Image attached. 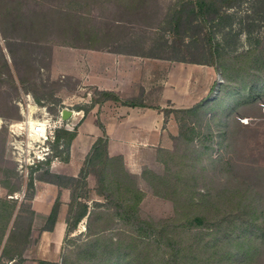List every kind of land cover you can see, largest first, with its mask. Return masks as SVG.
<instances>
[{"label": "rangeland", "instance_id": "374dc122", "mask_svg": "<svg viewBox=\"0 0 264 264\" xmlns=\"http://www.w3.org/2000/svg\"><path fill=\"white\" fill-rule=\"evenodd\" d=\"M70 1L74 4L67 5L69 0H0V22L10 37L4 39L0 33V47L11 64L15 80L13 84L5 73L4 81L0 86V132L4 128L7 129L6 154L15 165L24 191L29 179L17 170L9 144L12 139L11 125L23 121L25 116L37 110L38 116H42L45 112L55 115L64 107H68L70 111L76 110L77 102L85 103L79 98H86L90 94L91 102V98L94 97V90L85 88L86 90L82 91L77 79L66 76L67 53L77 52L78 49L83 48L154 53L174 58L178 65L193 64L195 61L208 62L210 59L209 45L206 42L208 30L197 28L201 24L195 23L193 17H188L192 21L191 26L194 27L190 30L184 13L180 20H176L177 12L183 7H186L185 10L190 9L189 1L195 0ZM260 1L242 0L233 4L241 6L232 9L231 12L236 11L238 18L245 21L241 25H249L252 30L250 33L241 32L238 51L219 54V62L225 61L230 64L234 75L233 81L239 84L244 81L242 80L244 74L252 73L245 85L250 86L255 80L257 87H260L259 81L264 75V0L262 4H258ZM207 2L210 3L211 0ZM12 14L15 15L14 20L20 19L21 25L17 24L19 22L11 24L13 18L9 22ZM249 16L250 21H248ZM179 23L181 27H178ZM12 25L16 29L12 28ZM241 25H236L235 29L241 31ZM198 39L199 44L196 42ZM256 47H258L256 53L248 54L250 49ZM10 51L15 55V60L12 59ZM258 58L261 59L259 62ZM212 67L216 86L213 96L216 97L220 93V86L227 83V80L221 71ZM199 68L197 66V69ZM163 78L166 79V74ZM203 79L204 77H197L198 83L195 87L198 101L209 93V83ZM24 81H26L25 85ZM27 95L32 96L34 100L32 104L27 100ZM244 95L248 98L247 102H243L244 106L239 107L238 114L233 116L228 125L229 135H226L228 147L225 157L231 162L232 175L237 179V183L233 182L234 185L239 190L240 187L243 190L245 187L244 192L247 194L249 191L250 199L258 205L257 211H262L261 209L264 210V96H249L248 93ZM29 104L32 107L27 110ZM167 106L170 107L171 104ZM167 111L172 110L167 109ZM81 121L82 119L78 120V118L73 121V131L77 130ZM197 143L201 147L202 142L197 139ZM170 149H174L173 141ZM218 155L219 153H215L214 157ZM145 169L165 176L164 165L160 162L150 163L144 168L142 175L137 176L140 189L145 193L139 206L140 217L160 225H168L166 223L168 221L169 232L183 231L187 252L193 251L194 254L200 251L198 245L201 246L202 240L209 239L211 232L189 230L184 227L186 224L180 225L181 220H177L178 224L173 223L179 218L177 213L184 210L183 207L176 206L175 202L179 199L185 201L193 197L201 198V193L203 196L206 195L205 184L202 183L199 192L190 189L187 192L182 186L178 194L168 193L166 197H161L155 195L143 179ZM209 172H211L210 168ZM212 176L211 179L210 174L207 179V186L210 189L218 187L226 178V173L222 168L220 175L214 172ZM96 187L97 181L92 190L89 186L80 188L79 197L91 202L94 196H99ZM1 194L5 196L6 191L1 190ZM14 197H19L22 201L24 193L16 194ZM100 201L105 203L106 199L102 197ZM91 204L92 217H86L77 230L67 236L63 252L65 260L64 263L62 260L61 264H116L124 260L128 261V264H177L176 254L182 252L184 246L173 243L161 244L158 240L140 237L131 228L123 225L112 229V216L105 208L96 207L94 201ZM192 209L188 208L187 211ZM193 245L195 247L190 248ZM6 263L7 261L0 257V264ZM251 264H264V254Z\"/></svg>", "mask_w": 264, "mask_h": 264}, {"label": "trees", "instance_id": "16d2710c", "mask_svg": "<svg viewBox=\"0 0 264 264\" xmlns=\"http://www.w3.org/2000/svg\"><path fill=\"white\" fill-rule=\"evenodd\" d=\"M240 2L242 0H211L210 3L207 0H195L189 1L190 9L185 10L186 7H183L177 12L176 20H180L183 13L187 16L190 30L194 27L191 26L192 21L188 17H193L195 23L201 24L197 28L208 30L206 42L209 45L210 59L208 62L206 60L194 63L214 66L221 71L227 83L220 86V93L216 97L213 96L215 86L210 96L194 107L171 111L175 114L179 132L177 136L172 137L174 149L158 151V162L164 165L165 176L146 169L142 176L154 194L161 197H166L168 193L178 194L182 186L187 192L189 189L200 191L204 183L206 195L203 196L201 193V198L196 199L192 196L191 200L179 199L175 202L176 206H181L184 210L177 213L179 218H176L173 224H178L177 220H181L180 225L186 224L184 227L189 230L211 232L210 238L202 240L201 246L198 245L200 251L193 254V251L187 252L185 248L183 231L169 232L168 221L166 222L168 225H160L150 219H142L139 215V206L145 193L140 189L139 179L126 171L121 157H109L106 135L95 143L78 178L51 172L49 163L46 170L38 176V181L46 180L71 190L66 238L77 230L86 217L90 218L93 215L92 211L89 212L88 205L80 201L81 197L78 194L80 188L88 186L87 178L91 174L97 181V194L106 199L105 203L94 201V205L105 208L106 212L112 216V229L123 225L131 228L140 237L155 239L161 244L173 243L184 246L182 252L176 254L177 264H251L257 257L264 254V210L257 211L258 205L250 199L249 191L247 194L244 192L245 187L244 190L241 187L239 190L234 185L233 182L237 183V179L232 175L231 162L225 157L228 147V138L226 139V135H229L228 125L233 116L238 114L239 107L244 106L243 102H247L248 98L244 93H248L249 96H264V75L259 81L260 87H257L255 80L250 86L245 85L252 73L244 74L245 77L242 79L244 81L238 84L233 81L234 75L230 64L222 60L219 62L220 52L238 51L241 32L250 33L252 30L249 25H241L245 21L238 18L236 11L231 12L232 9L241 6L233 4ZM262 3V0L258 2V4ZM73 4L70 0L67 2V5ZM253 9L255 10L254 7ZM13 16L15 15L10 16L9 22ZM15 22L21 25L20 19L13 18L11 24ZM236 25H241L242 30L237 31ZM179 26L181 27L180 23ZM12 28L16 29L14 25ZM0 33L4 39L10 38L1 22ZM196 42L199 44V39ZM257 51L258 47L250 49L248 54ZM10 54L15 60L13 52L10 51ZM260 60L258 58V62ZM5 73L14 84L11 64L0 47V86L4 81ZM23 83L25 85L26 81ZM107 101L135 106L130 99H121L112 92L95 90L91 104L82 108L87 113L96 104ZM169 113L170 111H166V116ZM6 133V128L0 132V251H2V259L15 260L21 264L18 258L22 257L31 240L35 215L31 201L36 189L32 177L25 191L23 190L15 165L6 154ZM76 135L77 130L57 131L56 143L53 147L55 155L63 162L69 160L70 146ZM197 139L202 142L201 147L198 146ZM215 153H219L218 157H214ZM222 168L226 178L219 183L218 187L210 189L207 186L208 176L211 174L212 179L214 172L220 175ZM1 190L6 191L5 196L1 194ZM19 193H24L22 201L19 197H14ZM60 205V201L57 200L43 230L54 231ZM188 208L193 209L187 211ZM64 260L63 258V263ZM124 263L128 264V261H118L116 264ZM42 264L54 263L43 262Z\"/></svg>", "mask_w": 264, "mask_h": 264}, {"label": "crops", "instance_id": "0c3cea01", "mask_svg": "<svg viewBox=\"0 0 264 264\" xmlns=\"http://www.w3.org/2000/svg\"><path fill=\"white\" fill-rule=\"evenodd\" d=\"M67 58L66 76L77 79L80 90L88 88L112 92L135 104L128 106L107 101L96 104L86 113L82 107L90 105L93 98L91 102L89 94L86 98H79L85 103L77 102L76 110L84 117L70 146L69 160L57 161L53 171L69 177H79L95 143L105 135L109 157H121L126 171L141 176L145 167L158 162V151L170 149L172 137L178 135L177 120L171 111L166 116L167 109H190L209 97L215 87L212 66L194 63L178 65L176 59L154 53L83 48L67 53ZM197 66L200 68L197 69ZM165 74L166 79L163 78ZM198 76L204 77L203 80L209 83V93L201 101L196 98ZM87 181L89 188L94 189L95 176L90 174ZM35 189L31 201L35 213L31 240L22 257L17 258L21 264H61L68 230L71 190L46 180L38 181ZM101 198L96 195L91 202L82 198L80 201L88 205L90 212L91 203L101 202ZM57 200L61 205L54 231L43 230Z\"/></svg>", "mask_w": 264, "mask_h": 264}, {"label": "built area", "instance_id": "2783aa9c", "mask_svg": "<svg viewBox=\"0 0 264 264\" xmlns=\"http://www.w3.org/2000/svg\"><path fill=\"white\" fill-rule=\"evenodd\" d=\"M91 97V95L89 94ZM27 100L34 102L31 95H27ZM23 107V104L20 103ZM32 106L27 105V110ZM64 107L59 109L55 115L45 112L42 116H38V110L19 123L13 124L10 127L11 152L15 158L18 172L27 177L29 180L33 177L34 184L38 180L37 176L48 167L51 172L54 171L55 163L61 159L55 155L53 145L56 143L57 131L65 129L68 131L74 130L73 121L78 118L81 120L84 114L81 115L77 110H71L72 114L68 120L63 119ZM34 115H37L35 117ZM1 129V127H0ZM6 264H18L13 260Z\"/></svg>", "mask_w": 264, "mask_h": 264}, {"label": "water", "instance_id": "95a60500", "mask_svg": "<svg viewBox=\"0 0 264 264\" xmlns=\"http://www.w3.org/2000/svg\"><path fill=\"white\" fill-rule=\"evenodd\" d=\"M62 114H63V119L68 120L70 118L72 112L68 109H64Z\"/></svg>", "mask_w": 264, "mask_h": 264}]
</instances>
